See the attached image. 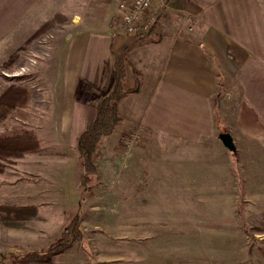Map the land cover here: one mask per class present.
Masks as SVG:
<instances>
[{"label": "crops", "instance_id": "crops-1", "mask_svg": "<svg viewBox=\"0 0 264 264\" xmlns=\"http://www.w3.org/2000/svg\"><path fill=\"white\" fill-rule=\"evenodd\" d=\"M116 10L117 0H0V74L17 71L23 47L60 14L57 25L70 28H61L67 33L62 135L76 142L95 118L97 100L113 84L114 55L125 49L127 75L137 70L139 84L118 101V119L143 127L148 143L142 153L149 146L155 152V159L140 161L143 198L190 200L199 187L206 195L198 198L212 199L218 185L235 184L233 193L249 185L253 197L264 200V0H169L153 31L137 39L111 28ZM10 56L16 60L6 67ZM6 80L0 94L10 85ZM221 132L231 134L234 151L223 145Z\"/></svg>", "mask_w": 264, "mask_h": 264}, {"label": "rangeland", "instance_id": "rangeland-1", "mask_svg": "<svg viewBox=\"0 0 264 264\" xmlns=\"http://www.w3.org/2000/svg\"><path fill=\"white\" fill-rule=\"evenodd\" d=\"M64 26L70 29L59 24L36 34L33 44L23 47L22 66L0 74V81L5 77L6 84L23 86L30 98L25 115L0 124V132L23 122L41 143L40 151L14 160L0 173V203L37 207V215L23 227L0 226V264H12L14 255L44 250L74 210L81 215V242L50 262L17 264H264V200L254 198L249 185L244 193H233L235 184L218 185L212 199L198 198L206 195L199 187L195 199H149V194L144 199L146 174L140 161L155 159L154 148L142 153L148 143L143 127L122 116L95 151L97 173L89 190L78 187L75 142L61 134ZM8 59L6 67L16 60ZM129 75L134 77L130 70ZM129 75L128 89L133 85ZM165 154L171 159L174 153L168 149ZM150 187L155 194L156 185Z\"/></svg>", "mask_w": 264, "mask_h": 264}, {"label": "trees", "instance_id": "trees-1", "mask_svg": "<svg viewBox=\"0 0 264 264\" xmlns=\"http://www.w3.org/2000/svg\"><path fill=\"white\" fill-rule=\"evenodd\" d=\"M61 19L60 14H55L36 30L35 35L56 26ZM155 23L149 33L141 37L149 35L153 31ZM125 53L126 50L123 49L121 53L114 55L112 87L97 100L95 118L85 126L76 138L75 148L81 168L78 187L82 190H89L91 179L97 173L94 154L102 137L109 135L116 125L118 101L126 92L138 88L139 73L135 69H132L134 74L133 85L128 89L125 84L127 78V57ZM29 99L27 89L17 83L10 84L0 94V124H6L10 118L23 117ZM40 149V139L34 129L26 127L23 122L5 126L0 132V173L5 171L9 163L27 154L37 153ZM36 215L37 207L35 205L0 203L1 227L21 228ZM82 237L81 215L78 210H74L69 214L62 230L44 250L14 255L11 263L17 264L21 261L50 262L56 254L63 252L76 242H81Z\"/></svg>", "mask_w": 264, "mask_h": 264}, {"label": "built area", "instance_id": "built-area-1", "mask_svg": "<svg viewBox=\"0 0 264 264\" xmlns=\"http://www.w3.org/2000/svg\"><path fill=\"white\" fill-rule=\"evenodd\" d=\"M167 0H117V10L110 22L115 32L139 38L151 30L158 11Z\"/></svg>", "mask_w": 264, "mask_h": 264}, {"label": "water", "instance_id": "water-1", "mask_svg": "<svg viewBox=\"0 0 264 264\" xmlns=\"http://www.w3.org/2000/svg\"><path fill=\"white\" fill-rule=\"evenodd\" d=\"M219 139L222 141L223 145L230 151L235 150V145L233 143V139L230 133L221 132L218 135Z\"/></svg>", "mask_w": 264, "mask_h": 264}]
</instances>
